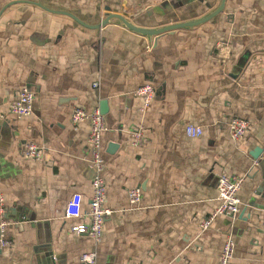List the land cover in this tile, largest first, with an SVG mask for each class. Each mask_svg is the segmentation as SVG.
I'll list each match as a JSON object with an SVG mask.
<instances>
[{
    "label": "crops",
    "instance_id": "1",
    "mask_svg": "<svg viewBox=\"0 0 264 264\" xmlns=\"http://www.w3.org/2000/svg\"><path fill=\"white\" fill-rule=\"evenodd\" d=\"M219 1L0 0V193L13 222L0 264H82L89 250L96 264H218L229 233L232 264H264V0H226L209 21L152 38L117 18L89 28L61 13L97 25L108 8L158 27L200 17ZM146 83L156 96L143 111L134 90ZM23 87L35 92L34 108L17 117L9 104ZM100 104L113 213L96 244L70 230L80 220L64 209L76 191L88 208L93 193L90 124L74 125L73 110ZM234 117L251 122L239 139L229 131ZM187 124L203 134L188 136ZM140 125L136 146L131 130ZM28 141L44 148L43 160L22 154ZM223 172L244 177L241 212L202 230L220 203ZM135 186L144 191L137 205L128 197Z\"/></svg>",
    "mask_w": 264,
    "mask_h": 264
},
{
    "label": "built area",
    "instance_id": "2",
    "mask_svg": "<svg viewBox=\"0 0 264 264\" xmlns=\"http://www.w3.org/2000/svg\"><path fill=\"white\" fill-rule=\"evenodd\" d=\"M101 22L107 17L108 10L102 8ZM96 85V84H95ZM134 95L143 101L142 110L147 111L156 96V87L150 83L143 84L134 90ZM36 94L29 87L21 88L16 98L9 104V112L17 117L28 116L33 112ZM3 115L1 116V118ZM72 123L78 125L87 121L90 124L88 136L89 166L93 172L91 177L92 197L88 208L83 207V195L81 192H74L65 204V217L68 219L80 220L79 223L71 226L70 230L77 234H89L99 244L103 240L104 225L113 210L107 206V186L103 176L105 160L103 157V132L107 129L105 112L102 104L87 109L85 107H75L72 113ZM251 122L242 117H234L229 123L231 137L239 139L250 129ZM186 134L191 137H199L203 134V128L196 124H187ZM132 144L140 145L144 138V128L142 125L131 130ZM22 154L29 159L43 160L44 148L36 142L28 141L22 147ZM244 177L236 174L223 172L219 174L217 180V190L219 205L201 222L202 230H207L212 226L213 221L218 216H225L235 222L241 212L242 200L239 190ZM143 188L141 186L131 187L128 190L129 201L133 205L141 203L143 198ZM13 222L7 216V204L5 196L0 193V250L11 244L8 237V228ZM236 249L235 237L229 233L224 243L218 264H232ZM80 261L82 264H96L97 251L89 250L83 252Z\"/></svg>",
    "mask_w": 264,
    "mask_h": 264
},
{
    "label": "water",
    "instance_id": "3",
    "mask_svg": "<svg viewBox=\"0 0 264 264\" xmlns=\"http://www.w3.org/2000/svg\"><path fill=\"white\" fill-rule=\"evenodd\" d=\"M225 3H226V0H220L216 6L211 8V10H209L208 12H206L205 14H203L200 17L189 19V20H184V21L173 22V23L166 24L163 26H158V27H146V26L137 25L132 20H130L129 18H127L126 16H124L121 13L110 12V10L108 8H107V10L109 11V13H108L107 17L97 25L87 24L84 21L80 20L78 17H76L72 13L63 12V11H61V13H64V14L71 16L76 21H78L80 24H82L86 27H89V28H100V27L108 24L111 21V19L117 18L120 22L123 23L124 26H126L130 30L137 32L139 34H142L144 36H147L148 38H152L153 36L157 37V36H159L165 32H168V31H173V30L181 29V28H191V27L203 24V23L209 21L210 19H212L213 17L217 16L221 12H223L224 8H225ZM38 4L42 6V4H40V3H38ZM43 7H45V6H43ZM261 152H262V148H257L254 155L258 156Z\"/></svg>",
    "mask_w": 264,
    "mask_h": 264
}]
</instances>
